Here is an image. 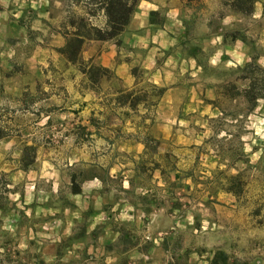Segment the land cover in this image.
Segmentation results:
<instances>
[{"label":"rangeland","instance_id":"374dc122","mask_svg":"<svg viewBox=\"0 0 264 264\" xmlns=\"http://www.w3.org/2000/svg\"><path fill=\"white\" fill-rule=\"evenodd\" d=\"M184 1L187 6L178 13L182 30L172 31L182 33L183 42L170 56L185 51L203 69L194 73L169 60L163 72L171 74L173 83L191 86L201 105L232 113L237 122L220 121L210 139L209 127H217L214 121L220 116L201 111L172 127L169 144L149 139L153 160L160 155L163 169L175 165L173 196L162 198L150 215L107 210L106 220L95 222L77 209L63 187L66 176L75 174V141L64 139L60 131L72 129L75 117L57 112L46 125L34 103L44 100L41 105L48 107L60 96L71 99L78 82L75 66L55 51L63 44L62 35L71 33L67 21L73 24L81 16L99 25L102 19L88 16L94 9L87 0H0V264H206L215 251L238 264H264V89L248 113L237 94L246 85L243 78L264 87V0H255L248 18L232 15L220 0ZM148 21L160 24L162 14ZM231 36L237 40L230 42ZM88 47V42L81 47L82 62L81 52ZM212 54L217 56L207 64ZM251 58L262 74L238 73ZM116 89L107 71L89 88L95 95ZM145 93L133 99L143 100L150 113L159 112L155 125L160 126L166 110L152 104L154 91ZM138 115L131 119L137 132L147 135L151 125L142 124ZM106 122L117 129L114 117ZM22 147L33 156L24 172L18 164ZM50 170L56 190L43 193L47 184L33 182L47 181ZM214 174H220L216 182ZM234 176L239 182L236 197L218 186Z\"/></svg>","mask_w":264,"mask_h":264},{"label":"crops","instance_id":"0c3cea01","mask_svg":"<svg viewBox=\"0 0 264 264\" xmlns=\"http://www.w3.org/2000/svg\"><path fill=\"white\" fill-rule=\"evenodd\" d=\"M184 6H187L184 0H137L123 33L117 38V46L112 41L88 42L89 47L81 52L82 60L108 72L117 87L114 93L104 91L95 95L83 75L75 69L78 82H75L71 99L60 96L56 105L43 107L44 100L37 101L36 94L29 97L31 101L32 97L36 100L34 105L40 108L37 117L46 125L57 112H68L67 115L75 117L72 129L60 131L64 139L75 141V163L72 165L75 174L66 176L63 187L69 200H75L77 209L89 219L95 217V222L106 220L103 215L107 210L114 211L115 215L122 212L126 216H146L158 211L160 200H169L173 196L172 188L176 183L173 177L178 174L174 164H168L164 169L161 167L158 153L153 160V154L148 152L149 139L169 144L174 139L172 127L184 122L189 114L202 111L203 116L213 113L219 117L212 105H201L191 86L173 83L171 74L163 72L169 60L183 63L188 71H199L194 58L185 51H181L179 57L170 56L171 51L183 42L182 33L173 34L172 31L174 28L182 30L178 13ZM157 13L162 14V23L154 25L148 21V15ZM215 56L217 54L207 58V64ZM222 56L230 60L224 53ZM157 60L160 61L157 63ZM154 88L162 89V93L151 98L152 104L158 110H166L160 126L155 125L159 112L147 111L143 100L136 102L133 110H129L126 104L119 106L116 103L115 99L121 93H129L132 102L136 94H147L146 91L150 93ZM73 95L75 102L72 101ZM83 98H87L86 101ZM136 109H140V113ZM132 114H139L137 119L142 118V124L151 125L147 135L137 132ZM110 117L118 123L117 129L113 130L112 125L107 124ZM49 172L47 181L33 182L47 184V192L43 193L56 190L55 176L52 170ZM70 177L77 189L74 195L69 193ZM35 190V194L41 193Z\"/></svg>","mask_w":264,"mask_h":264},{"label":"trees","instance_id":"16d2710c","mask_svg":"<svg viewBox=\"0 0 264 264\" xmlns=\"http://www.w3.org/2000/svg\"><path fill=\"white\" fill-rule=\"evenodd\" d=\"M137 0H87V4L89 7L94 9V14L91 15L88 13L90 18L99 14L102 22L99 25H93L91 23H86L81 16H75V23L72 24V21H67L69 28L71 29V33L69 35L63 36V44L57 49L55 52L61 56L68 64L75 66V69L83 75L85 81L88 84L89 88H92L97 84L98 79L105 73L104 70L100 69L96 65H91L90 62H82L79 58V53L82 45L85 42H114V45H118L117 38L124 31L132 10L136 4ZM221 5L227 9L229 13L234 16H239L243 18H248L252 13V6L255 0H220ZM149 17L153 16L152 14L148 15ZM222 41L224 40V36H220ZM237 39L233 36L229 38L230 42H234ZM193 57L192 55H190ZM196 67L199 69H203L202 66L195 61ZM257 66L255 65V59L251 58L248 63L243 65L241 68L237 69L238 73H243L245 71H257ZM257 73L262 74V72L257 71ZM242 80H246L245 87L238 91L237 94L241 95L244 100L246 107L244 109V113L251 112L254 109V103L258 100L262 94L261 89L263 85H260L258 81H254L252 78H243ZM231 90H234L231 88ZM155 97H158L162 93V89H155ZM116 103L119 106L127 105L126 107L129 110H133L136 102H139L137 97L131 101H129V93H121L116 99ZM219 112V119H216L214 123H216L217 127H209L210 139H214L218 133V128L220 121H224L227 119V123L229 125L235 124L236 118L232 113H224L222 109L217 108ZM4 135L1 134L0 129V140L3 139ZM228 137V136H227ZM29 151V153H27ZM19 159L18 164L19 169L21 171H26L28 166L32 163V151L29 148L22 147L19 151ZM220 174H214L213 182H216L217 177ZM69 193L74 195L77 193V189H75V185L73 182V178H69ZM237 183L238 179L236 176L227 177L222 179V184L220 183L218 186L220 190L228 195L236 197L237 193ZM2 186V190H3ZM4 192V191H3ZM6 192V191H5ZM16 255V252L14 253ZM34 264H42L40 261H35ZM206 264H238L236 260H229V258L220 251H215L210 254V257L207 259Z\"/></svg>","mask_w":264,"mask_h":264}]
</instances>
